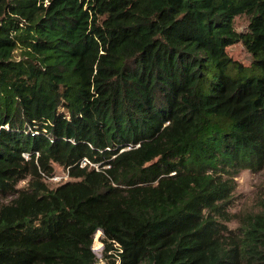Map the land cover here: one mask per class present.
<instances>
[{
    "label": "trees",
    "instance_id": "trees-1",
    "mask_svg": "<svg viewBox=\"0 0 264 264\" xmlns=\"http://www.w3.org/2000/svg\"><path fill=\"white\" fill-rule=\"evenodd\" d=\"M243 170L264 0H0V264H264V194L229 210Z\"/></svg>",
    "mask_w": 264,
    "mask_h": 264
},
{
    "label": "rangeland",
    "instance_id": "rangeland-1",
    "mask_svg": "<svg viewBox=\"0 0 264 264\" xmlns=\"http://www.w3.org/2000/svg\"><path fill=\"white\" fill-rule=\"evenodd\" d=\"M249 17L246 15H239L234 19V28L236 31H245L248 26ZM229 56L234 60L241 62L244 65H248L250 62V54L241 45V43H235L226 48ZM53 175L46 178L45 181L50 188H54L57 185L71 180L67 175V172L62 167L54 164ZM25 181L19 183L20 186L24 185ZM264 194V171L251 172L249 170H243L236 177V188L231 195L229 210L233 213H248L256 211L258 208V201ZM6 199L4 201H8ZM236 225V222L232 220L228 223L229 227ZM104 248L101 231H97L93 238L92 249L95 253V257L98 260H102V249ZM112 254V251L107 253ZM102 264L105 263L101 261Z\"/></svg>",
    "mask_w": 264,
    "mask_h": 264
}]
</instances>
